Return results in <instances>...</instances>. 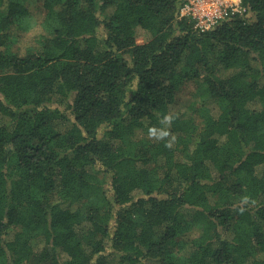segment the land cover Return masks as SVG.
<instances>
[{
  "label": "trees",
  "instance_id": "obj_1",
  "mask_svg": "<svg viewBox=\"0 0 264 264\" xmlns=\"http://www.w3.org/2000/svg\"><path fill=\"white\" fill-rule=\"evenodd\" d=\"M182 1L0 0V264H264V0Z\"/></svg>",
  "mask_w": 264,
  "mask_h": 264
},
{
  "label": "rangeland",
  "instance_id": "obj_2",
  "mask_svg": "<svg viewBox=\"0 0 264 264\" xmlns=\"http://www.w3.org/2000/svg\"><path fill=\"white\" fill-rule=\"evenodd\" d=\"M29 13L21 19L11 28V35L13 36V48L17 49L19 45H21L24 41L33 38L41 28L39 25L42 24L44 11L41 7V3H34L29 8ZM149 36L140 32L138 35L137 42L141 43L148 40ZM201 82L200 81H190L182 86L180 91L177 94L178 101V112L184 111L187 106L195 102L198 95H201ZM192 236L184 237L186 239H190ZM32 247L35 250H40L43 246L42 239L40 237H36L31 241ZM147 264H155L154 262H148Z\"/></svg>",
  "mask_w": 264,
  "mask_h": 264
},
{
  "label": "built area",
  "instance_id": "obj_3",
  "mask_svg": "<svg viewBox=\"0 0 264 264\" xmlns=\"http://www.w3.org/2000/svg\"><path fill=\"white\" fill-rule=\"evenodd\" d=\"M241 11V0H183L179 17L190 18L194 27L203 31Z\"/></svg>",
  "mask_w": 264,
  "mask_h": 264
}]
</instances>
